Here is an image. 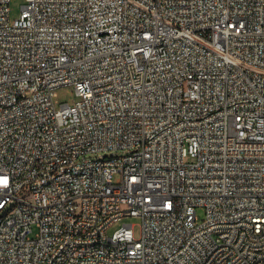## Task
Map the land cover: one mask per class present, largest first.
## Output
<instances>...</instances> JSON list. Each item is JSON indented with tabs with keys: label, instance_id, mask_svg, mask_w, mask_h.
Listing matches in <instances>:
<instances>
[{
	"label": "built area",
	"instance_id": "1",
	"mask_svg": "<svg viewBox=\"0 0 264 264\" xmlns=\"http://www.w3.org/2000/svg\"><path fill=\"white\" fill-rule=\"evenodd\" d=\"M11 1L0 264H264V0Z\"/></svg>",
	"mask_w": 264,
	"mask_h": 264
},
{
	"label": "rangeland",
	"instance_id": "2",
	"mask_svg": "<svg viewBox=\"0 0 264 264\" xmlns=\"http://www.w3.org/2000/svg\"><path fill=\"white\" fill-rule=\"evenodd\" d=\"M25 4V0H12L10 4L11 8V18L15 19L19 16L21 13V8ZM77 98L75 97L72 90L68 88H63L58 91V97L57 101L58 103H69L73 104ZM198 217L200 221H203L205 218V210L204 209H198L197 211ZM125 224H132L134 225V232L136 237L140 236L141 233V220L139 218H124L123 220L116 222L110 229H109V235H112L115 231L123 227Z\"/></svg>",
	"mask_w": 264,
	"mask_h": 264
},
{
	"label": "bare ground",
	"instance_id": "3",
	"mask_svg": "<svg viewBox=\"0 0 264 264\" xmlns=\"http://www.w3.org/2000/svg\"><path fill=\"white\" fill-rule=\"evenodd\" d=\"M260 255H264V247L260 248Z\"/></svg>",
	"mask_w": 264,
	"mask_h": 264
}]
</instances>
